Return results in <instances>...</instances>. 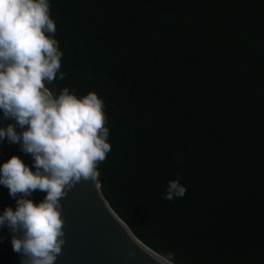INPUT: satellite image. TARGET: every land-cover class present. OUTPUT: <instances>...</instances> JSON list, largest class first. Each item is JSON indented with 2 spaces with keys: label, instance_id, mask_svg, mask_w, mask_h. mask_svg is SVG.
<instances>
[{
  "label": "trees",
  "instance_id": "1",
  "mask_svg": "<svg viewBox=\"0 0 264 264\" xmlns=\"http://www.w3.org/2000/svg\"><path fill=\"white\" fill-rule=\"evenodd\" d=\"M50 5L65 77L46 86L103 98L116 214L175 264H264V0Z\"/></svg>",
  "mask_w": 264,
  "mask_h": 264
},
{
  "label": "clouds",
  "instance_id": "2",
  "mask_svg": "<svg viewBox=\"0 0 264 264\" xmlns=\"http://www.w3.org/2000/svg\"><path fill=\"white\" fill-rule=\"evenodd\" d=\"M50 8V0H0V112L14 121L0 126V142L7 138L32 157L31 165L17 155L0 164V185L16 201L0 212V229L12 234L21 264H56L66 243L62 198L82 180L98 181L112 147L103 98L46 86L65 77ZM36 191L45 193L38 202ZM186 191L170 180L164 198ZM150 254L158 264H175L172 251Z\"/></svg>",
  "mask_w": 264,
  "mask_h": 264
},
{
  "label": "water",
  "instance_id": "3",
  "mask_svg": "<svg viewBox=\"0 0 264 264\" xmlns=\"http://www.w3.org/2000/svg\"><path fill=\"white\" fill-rule=\"evenodd\" d=\"M14 123L4 119L0 112V126ZM20 131L19 128H17ZM13 155L32 164L30 154L20 150L18 144H10L7 138L0 142V164ZM34 170V168H33ZM100 181H81L68 190L62 198V215L65 218V240L56 264H158L150 253H157L145 245L129 226L116 214L104 197ZM45 193L36 191L33 199L38 202ZM6 206L15 208L16 201L8 188L0 185V212ZM0 264H21V256L13 251L12 234L5 227L0 229ZM135 256L130 257V252Z\"/></svg>",
  "mask_w": 264,
  "mask_h": 264
}]
</instances>
